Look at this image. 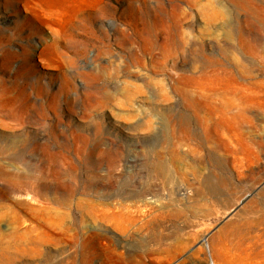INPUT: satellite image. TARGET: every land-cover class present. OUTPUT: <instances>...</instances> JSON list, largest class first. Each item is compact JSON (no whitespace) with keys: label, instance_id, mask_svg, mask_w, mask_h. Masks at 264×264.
Segmentation results:
<instances>
[{"label":"rangeland","instance_id":"obj_1","mask_svg":"<svg viewBox=\"0 0 264 264\" xmlns=\"http://www.w3.org/2000/svg\"><path fill=\"white\" fill-rule=\"evenodd\" d=\"M0 264H264V0H0Z\"/></svg>","mask_w":264,"mask_h":264},{"label":"bare ground","instance_id":"obj_2","mask_svg":"<svg viewBox=\"0 0 264 264\" xmlns=\"http://www.w3.org/2000/svg\"><path fill=\"white\" fill-rule=\"evenodd\" d=\"M42 10V9H41ZM261 223V222H260ZM221 239H222V237H221ZM215 254L217 255V253L215 252ZM10 260V259H9ZM5 261H7L8 262V260H6V258H5Z\"/></svg>","mask_w":264,"mask_h":264}]
</instances>
